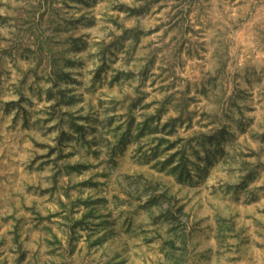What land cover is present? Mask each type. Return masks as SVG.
I'll return each mask as SVG.
<instances>
[{"label": "rangeland", "instance_id": "obj_1", "mask_svg": "<svg viewBox=\"0 0 264 264\" xmlns=\"http://www.w3.org/2000/svg\"><path fill=\"white\" fill-rule=\"evenodd\" d=\"M0 264H264V0H0Z\"/></svg>", "mask_w": 264, "mask_h": 264}]
</instances>
